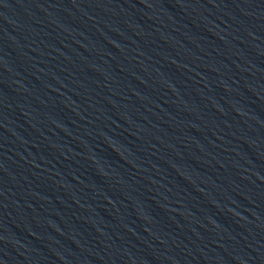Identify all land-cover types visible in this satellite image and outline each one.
Listing matches in <instances>:
<instances>
[{
  "label": "water",
  "instance_id": "obj_1",
  "mask_svg": "<svg viewBox=\"0 0 264 264\" xmlns=\"http://www.w3.org/2000/svg\"><path fill=\"white\" fill-rule=\"evenodd\" d=\"M0 264H264V0H0Z\"/></svg>",
  "mask_w": 264,
  "mask_h": 264
}]
</instances>
